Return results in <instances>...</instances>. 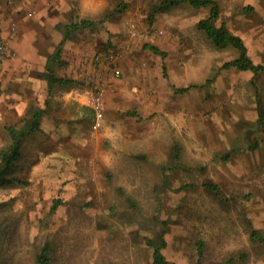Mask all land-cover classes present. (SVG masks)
<instances>
[{"label": "rangeland", "instance_id": "obj_1", "mask_svg": "<svg viewBox=\"0 0 264 264\" xmlns=\"http://www.w3.org/2000/svg\"><path fill=\"white\" fill-rule=\"evenodd\" d=\"M108 1L66 47L87 53L77 84L104 85L101 125L91 110V142L25 140L0 183V264H35L45 241L53 264H151L161 231L169 261L264 264V71L221 67L237 50L196 27L209 7L181 2L149 20L157 0ZM216 1L218 23L264 65V0Z\"/></svg>", "mask_w": 264, "mask_h": 264}, {"label": "crops", "instance_id": "obj_2", "mask_svg": "<svg viewBox=\"0 0 264 264\" xmlns=\"http://www.w3.org/2000/svg\"><path fill=\"white\" fill-rule=\"evenodd\" d=\"M108 4V0H57L51 5L45 0H17V5L10 6L8 11L1 2L0 35H7L10 19L17 26L9 40L10 52L0 70V150L11 142L7 127L17 128L23 119L39 109L40 125L30 138L35 139L36 133H41L51 145L53 140L75 139L79 134L83 141H92L89 129L84 127L85 123L89 124L91 114L86 99L88 90L73 78L86 67L91 71V67L86 62L87 53L77 42L73 43L71 56H67V42L73 33L65 37L64 25L69 22L70 12L76 11L81 17L91 19L106 10ZM63 38L61 51L55 55ZM51 75L59 80H52ZM46 146L44 143L43 148Z\"/></svg>", "mask_w": 264, "mask_h": 264}, {"label": "trees", "instance_id": "obj_3", "mask_svg": "<svg viewBox=\"0 0 264 264\" xmlns=\"http://www.w3.org/2000/svg\"><path fill=\"white\" fill-rule=\"evenodd\" d=\"M181 2H187L193 7H209V15L205 18H200L196 22V27L201 29L206 37L211 41L214 47L224 48L229 45L233 46L237 50V55L234 58L226 60L222 63L221 67H234L238 69H250L256 74L259 71H264V65L255 64L250 58L246 44L242 37L236 33L230 31L223 22L218 23L219 17V7L216 0H157L152 6L148 14V19L151 20L156 13L164 12L170 8L178 5ZM96 23L95 20L75 16L70 12L69 22L64 25L65 37L70 36L72 33L78 31L83 27H91ZM65 38H63L58 47L55 50V55H58L61 51V45L63 44ZM145 47L152 50L154 53L165 56V52L161 50L156 45L145 44ZM51 71V69H50ZM52 80H59L54 75H51ZM50 77V76H49ZM60 80H65V82L71 81L70 79L60 78ZM192 86V84L176 87V91H186ZM40 114L41 110L33 111V113L22 120V123L17 128L13 126H8V130L11 135V142L6 148L0 150V183L9 181V171L13 166V160L20 154V150L25 138L31 135L35 130L39 128L40 125ZM257 143L251 145V147H256ZM205 186L216 189V186L210 183H205ZM252 238H260V235L256 229L251 230ZM159 241L157 243L149 241L151 246V264H179L174 261H169L163 252V247L166 244L164 237V231L158 236ZM201 249V245H199ZM52 250L48 241L41 246L35 254V264H53Z\"/></svg>", "mask_w": 264, "mask_h": 264}, {"label": "built area", "instance_id": "obj_4", "mask_svg": "<svg viewBox=\"0 0 264 264\" xmlns=\"http://www.w3.org/2000/svg\"><path fill=\"white\" fill-rule=\"evenodd\" d=\"M14 28L11 26V31L5 37L0 39V70L2 67V63L6 55L10 52L9 49V40L14 35ZM120 73L118 68L114 69V74L118 75ZM97 80V79H94ZM93 80V81H94ZM88 90V89H87ZM103 92H104V85L103 83L99 82L98 80L95 81L91 88L87 91L86 99L87 103L90 106L92 113L94 115V122L93 127L98 128L101 125L102 118H103Z\"/></svg>", "mask_w": 264, "mask_h": 264}]
</instances>
